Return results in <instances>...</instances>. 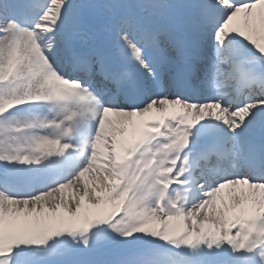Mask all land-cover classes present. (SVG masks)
Instances as JSON below:
<instances>
[{
    "label": "snow or ice",
    "instance_id": "6c2138e0",
    "mask_svg": "<svg viewBox=\"0 0 264 264\" xmlns=\"http://www.w3.org/2000/svg\"><path fill=\"white\" fill-rule=\"evenodd\" d=\"M0 264H264V0H0Z\"/></svg>",
    "mask_w": 264,
    "mask_h": 264
}]
</instances>
